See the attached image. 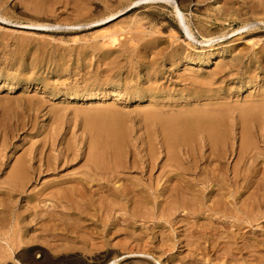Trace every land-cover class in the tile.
<instances>
[{"label":"rangeland","instance_id":"obj_1","mask_svg":"<svg viewBox=\"0 0 264 264\" xmlns=\"http://www.w3.org/2000/svg\"><path fill=\"white\" fill-rule=\"evenodd\" d=\"M73 1L75 2L47 6L43 0H0L7 13L0 19V202L3 200L1 193L10 189L9 172L18 158H26L36 166L53 162L57 167L56 171L42 174L36 182L27 184L24 194L13 192L11 207L0 206V235L9 237L15 231L17 235L28 231V236L31 237L49 236V232H42L39 228L42 225V228L50 230L53 221L57 225L61 224L60 219L54 217L57 213L66 221L77 223L81 220L86 233L102 235L103 223L109 221L114 222L117 229H122L121 233L123 229H127L129 235L140 236L142 241L139 243L151 248V255H156L155 259L139 254L126 255L121 247H115L125 240V235L120 234V237L114 238L109 237L108 233L106 237L112 240L113 247L107 249L120 254L115 264H157L156 260L160 264H167V255L159 257L158 241L161 233L170 239L174 237L173 241H177L175 235L178 230H173L176 214L169 219L171 226L160 222H157L160 225L153 226L143 219L145 217L136 218V223L131 221L130 214H133L135 207H115L112 210L106 207L95 210L91 207H73L71 210L67 207H36V213L51 215L41 218L42 223H32L33 218L29 217L32 210L26 207V196L42 189L43 184L72 180L80 177L79 173L86 170L83 166L89 156L88 147L91 142V132L86 128L87 118L91 115L98 116L99 113L110 110L112 115L116 114L121 119L128 147L122 179L129 183H145L149 173L145 174L143 169L144 153L152 149L157 163L165 161V155L160 152L157 144L162 142L160 127L149 118L169 117L188 104H191L188 107L190 110L195 106L196 99L201 105L208 100L216 103L226 98L224 102L234 107H244L250 101H264L261 99L264 96V57L255 55L264 46V25L259 24V29L252 28V37L234 33L224 40L213 42L222 45L229 43L228 48L234 49L232 56H240L242 71L235 73L226 66L230 59L228 56L221 59L213 57L208 61L206 59L209 49L202 35L207 29L222 34L239 27H231L232 20H237L235 14L215 17V11L221 6L217 0H191V5L187 7L189 11L182 13L194 39L186 36L179 23L173 5L177 0L138 5L132 4L134 1L125 2L124 12L115 21L84 28L69 26L76 19L74 3L86 6L80 0ZM93 4H99L100 9L104 7L98 0H94ZM37 7L42 8L45 13L36 14L34 9ZM238 7L235 4L234 8ZM86 9L84 7L83 12ZM144 14H150L153 21H143ZM39 24L50 27L35 26ZM167 24L175 33L171 39L167 34ZM118 28L130 32L123 34L120 45L114 47L111 43L102 44L105 41L100 36L105 30L113 31ZM111 50L116 53L111 54ZM174 50L181 53L183 58L178 63L174 62L175 64L169 61ZM58 54L66 57L62 61H73L77 57L78 63H66L61 68L57 62H53ZM190 55H200L201 63L194 66L184 63L183 60ZM250 58H253L255 65L258 62L260 66L248 65V73L245 74ZM256 68L260 70L254 71ZM55 70L58 71L56 74ZM28 74L32 83L25 80ZM110 78H116L117 83L122 86L117 89L107 87L109 96L103 101L95 98L83 101L85 92L102 87ZM5 79L8 81H4ZM39 79L42 83L37 81ZM206 90L213 94L209 99L203 97ZM141 94L154 96V100L150 103L143 102L138 99ZM158 173L159 171L153 172L152 177L158 176ZM18 186L21 188V184ZM78 212H83L79 221L78 217L64 216ZM158 216L165 220L160 211ZM212 220L215 221V227L226 231L238 230L229 222L223 221V218L213 217ZM19 223L24 224V227L17 231ZM261 226V221H255L251 227L245 225L241 233H245L248 238L264 240V228ZM55 233L62 234L60 231ZM105 235L103 233V237ZM46 248L51 250L50 247ZM181 252L178 246L170 255L176 261ZM11 264L17 263L11 261Z\"/></svg>","mask_w":264,"mask_h":264},{"label":"bare ground","instance_id":"obj_2","mask_svg":"<svg viewBox=\"0 0 264 264\" xmlns=\"http://www.w3.org/2000/svg\"><path fill=\"white\" fill-rule=\"evenodd\" d=\"M43 1L47 6L75 2L73 0ZM80 1L85 2L86 6L74 3L73 12L76 13V19L69 26L84 28L98 24L105 25L122 15L126 8L125 2L134 1L132 4L138 5L161 0H98L103 3L104 7L101 9L99 4H93L94 0ZM217 1L221 6L215 11V17L235 14L237 20H232L231 27L235 25L239 27L222 34L209 29L205 34L201 33L209 49L206 59L208 61L213 57L221 59L228 56L230 59L226 62V66L231 69V72L239 73L242 71L240 56H232L234 49L228 48L229 43L222 45L213 44V42L224 40L229 34L234 33H239L240 36L248 34L252 37V28L259 29V24L264 25V0ZM191 3V0H177L173 5L186 36L194 39L182 15L183 12L189 11L187 7ZM235 4L239 5L236 9ZM84 7H87L85 12H83ZM34 12L45 13L40 7L35 8ZM6 14L0 2V19ZM143 16L145 17H142L143 21L147 20L149 23L154 19L150 14ZM243 16L245 17L243 20L239 19ZM35 26L50 27L45 24ZM166 27L171 39L175 35L174 30L170 25ZM105 31L100 36V39L105 41L102 44L111 43L114 47L120 45L123 34L130 33L123 28ZM187 46L191 47L189 44ZM109 52L116 53L112 50ZM177 52V50L172 52L169 57L170 62L178 63L183 59L181 53ZM255 55L264 57V46ZM65 59L64 55L58 54L53 62H57L59 66L71 62L78 63L77 57L73 61H62ZM185 59L183 62L191 66L198 65L202 61L200 55H190L188 59ZM203 63L206 64V62ZM250 64L255 65L253 58L249 59L245 74L248 73ZM51 65L53 66V63ZM255 66L259 67L260 64L257 62ZM57 72L55 70L54 74ZM28 77L29 74L26 75L25 80L32 83V78ZM37 81L42 83L40 79ZM117 82L116 78L108 79L102 87L90 90L98 94L92 95L88 94L91 92H85L82 96L83 101L93 98L103 101L109 96L107 87L117 89L122 86ZM204 93L203 97L207 99L213 96L211 91L206 90ZM140 97L138 99L146 103L154 100V96L147 97L141 94ZM254 98L257 99L256 96ZM225 99L216 103L208 100L206 104L201 105L196 99L195 106L190 110L188 107L191 104H188L181 108L182 110H178L177 114L169 117L149 118L160 127L162 142L157 144L160 152L162 151L165 155V161L161 162L162 164L157 163L158 160L152 149L144 153L143 169L145 174L149 173L145 183L139 181L129 183L128 180L122 179L121 174L125 169L124 158L128 149L126 150L127 142H125L121 119L116 114L112 115L110 110H105V113H99L98 116L91 115L87 118L88 128H86L91 132V142L88 147L90 152L83 166L86 170L79 173L80 177L72 180L43 184L42 189L26 196L28 200L26 207L32 210L29 214V217L33 218L31 222L42 223L41 218L49 217L50 213L44 215L36 213V207H53L54 209L67 207L69 210L73 207H91L94 210L99 207H106L108 210L115 207H135L133 214H130L131 221L136 223L134 222L136 218L145 217L143 219L153 226H158L160 223L171 226L170 220L176 214V222L172 223L175 227L173 230H178L175 235L177 241H173L174 237L170 239L163 233L160 234L158 241L159 257L167 255V264L177 262L179 264H200V262L203 264H264V240L248 238L245 237V233H241L245 225L251 227L255 221H261V228H264V101H250L244 107H234L230 103H225ZM261 99L264 100V96ZM134 162H132L133 168ZM56 168L53 162L36 166L28 162L26 158H18L10 169V176H8L10 189L1 193L3 200L0 206L11 207L13 192L24 194L27 184H33L40 175L56 171ZM155 171L159 173L153 178L152 173ZM18 184H21V188ZM16 187L18 190L15 189ZM159 211L165 220L159 218ZM60 216V213L54 214V217L60 219L61 224L57 225L52 220L50 230L40 226L39 229L45 233L49 232V236L31 237L28 236V231H23L21 235H17L15 231L9 237L0 235V264H11V261L17 264H115L120 254L107 249L113 247L112 240L106 237L108 233L109 237L114 238L120 237V234L125 235V240L115 247H121L126 251V255L139 254L155 259L156 255H151L152 249L139 243L142 241L140 236L129 235L127 229H123L121 233L122 229H117L114 222L105 221L104 232L101 235L84 231L86 228H82L81 220L79 221L83 212L64 215L78 217L77 223L66 221ZM213 217L223 218V221L229 222L238 230L226 231L215 227ZM69 226L71 228H68ZM20 227H24V224L19 223L16 230L18 231ZM55 231H60L62 234ZM103 233H106L104 237ZM132 243L133 246H131ZM178 246L182 252L175 261L170 254L174 249H178ZM46 247H50L51 250ZM115 254L116 256H112ZM156 263L160 264V261L156 260Z\"/></svg>","mask_w":264,"mask_h":264}]
</instances>
